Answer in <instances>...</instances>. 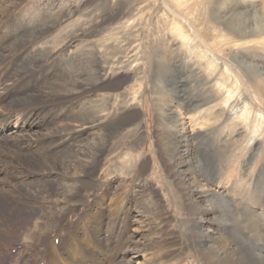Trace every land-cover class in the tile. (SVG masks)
<instances>
[{
    "label": "rangeland",
    "instance_id": "1",
    "mask_svg": "<svg viewBox=\"0 0 264 264\" xmlns=\"http://www.w3.org/2000/svg\"><path fill=\"white\" fill-rule=\"evenodd\" d=\"M241 1L242 6L254 5L255 8H253L256 11L264 6V0ZM118 2V0H0V130H2L0 139L6 137H10L11 140L14 139L9 143L0 140V152L9 146L32 149H40L41 147L50 152L58 150V148L48 147L52 137H38V140L35 138L39 134L52 130L47 129L44 132L47 124L60 122L76 108L96 111L101 119L106 120L105 122L136 114L129 125L120 129H112L109 132L102 131L104 138L97 140L98 142L101 141L100 143L104 140L105 150L102 156L97 155L100 166L96 168L97 171L93 175L94 179L100 184H110L111 191L114 188L117 189L116 194H114L117 202H120L125 196L130 200L132 191L135 189L133 186H137L138 189L139 186H144L145 189L142 194L147 198L153 196L149 194L150 189L155 191L163 205L161 218L164 225L161 224L162 239L158 237V243L162 240L170 242V244L173 243L174 246L171 250L174 251L173 256L176 258L182 254L181 251H178V246L185 243L188 247L185 251L187 255L185 264H202L201 257L194 255L189 243L193 231V223L191 222L193 216H189L190 214L185 208V198H182L185 195L177 193L175 187L177 178L169 173L168 167L159 160L157 154L159 141L154 117L157 114L156 105L159 100L152 95L151 85L172 84L177 86L179 96L167 98L170 109L176 108L175 105L178 106L180 103L178 108L180 112L174 115V119L178 124L183 125L185 137L190 139L199 132L203 134L198 141L190 140L188 146L195 152L208 149V155L210 152L213 155L211 157L212 162H215L214 165L221 163L223 186L222 189L218 190L224 195V200L230 209L238 213L240 209L237 208L236 202L239 198L236 197L241 196L253 200L254 185L264 182V134L261 136L257 133L250 134L252 129L249 131V125L243 123L242 120H235L234 117L235 113L242 110L244 104L247 103L252 107L253 117L258 110L262 114V116L260 115L261 118L258 117L259 115L256 117L264 127V96H262V102L253 98L255 93L250 87L254 85V81L250 75L255 72L246 69V65L253 64L261 68L264 67V44L257 46L249 43V39H241L236 43L240 45L238 53L232 58L230 48L232 50L233 46L229 39L230 33L223 25L213 29L211 36L205 42L213 44L214 48L208 50L205 45H200V51H211V56L214 57L213 55H215L216 61L221 63L213 73V68L209 69L208 61L202 57H195L194 54L185 49V40L182 35L188 34L191 39L198 41L199 35L187 23L185 15L180 14L175 9L174 0H120V4L117 5ZM180 2L183 4L191 3L190 0H180ZM4 9L7 10L4 11ZM59 12L64 16L56 24L49 25L47 29L42 31L38 30L28 42L24 41L35 29H40L38 25L46 16L55 17ZM162 14L163 16H161ZM47 20L49 19L47 18ZM110 26L115 29L112 28L114 32L111 35L107 32L111 29ZM221 28L222 31H219ZM176 30L177 33L174 32ZM103 43L111 45L110 51H113L107 56L108 58L111 57L107 65L103 63L105 60L102 53L103 48H101ZM12 45L16 46L15 50L12 49ZM86 51H92L95 58L91 66L89 65L90 62L87 61ZM124 53L126 54L124 55ZM125 56H129L131 60L129 57H127L128 60H125ZM222 56H224V60L228 61H224L225 64L222 62ZM119 59L124 65L122 62L121 64L116 63ZM82 61L86 64H83ZM163 67L165 68L163 69ZM80 68L82 69L80 75L82 83L80 80L78 81L80 86L75 93L76 98L70 101V96L57 97L63 104L59 105L63 106L59 117L54 115V110H60L56 104L54 105V102L58 100L56 97L48 98L49 96L43 95V99L48 98L45 102L40 104L37 101H31L29 105L34 106L25 110L23 108L28 103L27 105L16 103L19 100H30L32 95L42 98L40 91H43L47 83L53 80L56 74L64 71L75 73L78 76ZM226 70L228 73L230 72L229 75L226 74ZM87 75L90 78L93 77V85L96 89L94 92L90 91L91 87L86 86L88 85L86 83ZM236 76L239 80L237 84L233 82V78ZM217 82H221L222 85H238L241 95L244 97L245 90L248 96L245 94L246 98H243L238 108L235 106L233 109H228L224 104L225 113L220 121L213 124V127L205 126L203 113H206L208 109L215 108L214 110H216V108L222 107H216L217 96L214 92L216 90L211 89L212 85H219ZM137 85L142 86L139 88ZM106 86L109 89L99 90ZM210 89L213 98L207 102L205 95L200 93L206 90L210 91ZM44 91L47 92L46 89ZM139 91L140 94H138ZM107 94L111 98L108 102L104 101L103 103V97ZM139 100L140 103H137ZM190 101L204 103V105L193 109L194 111L191 108L184 109L181 107V104L186 106ZM10 110H15L14 114L9 115ZM67 110L68 113L64 114ZM24 111L31 114L30 120L26 121ZM41 114L44 118L39 117ZM34 115L37 117H32ZM208 123L211 124L212 122ZM252 123L255 124L254 121ZM42 124L44 127L40 128ZM132 124L134 125L132 126ZM98 128V126L83 128L80 136L76 137L75 140L69 139L67 143L73 140L78 141L82 137H86V134L95 133L98 135L100 132ZM24 135L35 136V138L31 142L24 141V145H20L18 138L22 139ZM65 136L68 135H63L62 138ZM207 138L209 139L208 144L210 143L209 148L207 146L204 148L201 146L200 140ZM67 143L63 142L60 148H65ZM222 150L226 152L221 161L216 156ZM2 158L3 155L0 153V159ZM142 162H146L147 171H145V175L139 177L137 171ZM24 165L27 166L29 163ZM11 174L16 175L14 172ZM19 178L21 179V177ZM54 178L56 176L50 177L51 180ZM205 189L210 192L217 191L213 186H205ZM87 192L84 191L83 194L91 195L92 193L88 192V194ZM128 200L125 205L128 204ZM251 203L252 210L259 214V219L263 222L264 204H261V207H256L255 202L251 201ZM134 210L136 214V208ZM40 223L36 218L21 219L17 222L0 217V264H19L24 258L32 261L35 254L43 250L29 239L32 233L42 234L41 228L38 226ZM72 223L75 224V221L73 220ZM142 229L148 233L150 231L146 219ZM108 234H110L109 231L104 234V238H107ZM148 238L141 239V243L149 245ZM57 240L55 239L56 244L58 243ZM31 244L34 246L33 249L30 247ZM251 244L255 246L258 243L253 242ZM80 251L82 254L84 253L83 250ZM132 253L131 256L127 257V260H138L144 264L145 255L143 256V253L137 257H134ZM87 262L85 260L84 264H90Z\"/></svg>",
    "mask_w": 264,
    "mask_h": 264
},
{
    "label": "bare ground",
    "instance_id": "2",
    "mask_svg": "<svg viewBox=\"0 0 264 264\" xmlns=\"http://www.w3.org/2000/svg\"><path fill=\"white\" fill-rule=\"evenodd\" d=\"M118 1L117 5L120 4V0ZM190 1V4L188 2L183 4L180 0H174L175 9L180 14L185 15L187 23L199 35V41L191 39L188 34L182 35V38L185 40L184 46H186L187 52L208 61L209 69L213 68V73L217 69V66L221 64L216 61L215 55L212 57L211 51H208L212 50L214 45L205 42L211 36L213 29L222 27L223 25L230 33L229 39L232 41L233 46L232 50L230 48V56L232 58L238 53L240 45L236 43L241 39H249V43L257 46L264 44V37H262L264 35V6L256 11L254 5L248 4L247 6H242L241 0ZM6 10L4 9V11ZM63 16L60 12L55 17L46 16L38 25L40 29H35L30 36L27 35L28 37L24 41L28 42L30 38L36 35L38 30L42 31L47 29L49 25L56 24ZM112 28H108L107 32L109 35L114 32ZM219 31H222V28ZM174 32L177 33V30ZM103 44L101 46L105 57L103 63L107 65L109 64V58L111 59V57L108 58L107 56L113 51H110L111 45ZM200 45H205L208 50L200 51ZM15 48L16 46L12 45V49L15 50ZM86 53L88 60L85 59L90 62L89 65L91 66L95 58L92 51H86ZM127 57L129 56H125L124 59L128 60ZM223 57L222 62L225 64L228 61L224 60ZM121 62L120 59L116 61L117 64H121ZM82 63L86 64L83 61ZM246 69L255 72L250 75L254 81V85L250 88L255 93L253 98L258 102H262V96H264V67L261 68L253 64L246 65ZM81 74V68L78 76L75 73L62 71V73L56 74L53 80L47 83V86L44 88L47 92L44 89L40 91L42 98L32 95L30 100H19L16 103L22 105H27L28 103L23 108L25 110L28 107L34 106L29 105L31 101H37L42 104V102L51 97L58 99L61 96H70V101H72L73 98H76L75 93L78 91V86H80L78 81L81 79ZM226 74L229 75L230 72L228 73L226 70ZM233 80L235 84L239 83L238 76L233 78ZM80 83H82L81 80ZM86 83L88 84L86 85L87 87H91L90 91L94 92L96 90L93 85V77L90 78L88 76ZM217 83L219 85H212L211 89L216 90L214 91L217 96L216 107L222 106V110L219 107L220 109H208L206 113H203L205 126L213 127V124L220 121L222 115L225 113L224 104L228 109H233L235 106L238 108L245 94L247 95L245 90L244 97L241 95L238 85H222L221 82ZM140 86L142 85L138 87L140 88ZM176 87L172 84L151 85V93L159 100L156 105L157 114H154L158 129L157 139L159 143L157 154L159 160L168 167L169 173L173 174L174 178H177V183L175 184L177 193L185 195L182 198H185L186 207H183L187 208L189 216H193V220L191 219L193 231L189 240L192 246L191 250L194 255L196 254L198 257H201V262H204L202 264H264V221H260L259 214L254 212L251 206V201L255 202L256 207L264 204V182L261 183L259 181L260 183L254 185L253 200L250 199V201L248 200L249 198L241 196L236 197L239 198L238 202H236L237 208L240 209L238 213L230 209L224 200V195L218 190L222 189L223 186L222 172L220 170L221 163L218 161L220 164L216 162L217 164L214 165L215 162H212L211 157L213 155H211V152L208 155V149H203L199 152L191 150L188 146L189 141H198L203 134L198 131L199 133L193 135L190 139L185 137L183 125L178 124L174 119V115L180 112L178 110L180 103L178 106L176 104V108L174 109H170L169 104H167L169 103L167 98H177L179 96V91ZM107 89H109L108 86L102 87L99 90ZM211 89L210 91L206 90L200 93L205 95V101L207 102H210L213 98ZM140 93L139 91L138 94ZM43 95L49 97L43 99ZM103 98L104 103V101L108 102L111 97L107 94ZM137 103H140V100ZM55 104L60 110H54V115L59 117L63 107L59 105L63 104L59 99L54 102ZM202 104L204 105V103ZM202 104L190 101L186 106L181 104V107L184 109L191 108L194 111L193 109L199 108ZM253 104L255 105V103ZM14 112L15 110H10L9 115L14 114ZM27 112L24 113L26 121L31 119V114H27ZM252 113V107L245 103L242 110L235 113L234 117L235 120H242L243 123L249 125V131L252 129L250 134L257 133L261 136L264 134V127L259 123L260 121L256 115H259L258 117L261 118L262 114L258 110V112H255V117H253ZM32 117L36 118L37 116L34 115ZM39 117L44 118L43 114ZM135 117L136 114L127 115L122 118H112L114 119L113 121L109 120L110 122H105L106 120L101 119L96 111L76 108L65 118L61 119L60 122L47 124L44 132L47 129H52L47 133L39 134L36 136L37 138L35 136H26L27 134L22 139L18 138L20 145H22L24 141L28 143L34 138L38 140L40 137L50 136L52 140L48 147L58 148V150L50 152L46 148L41 147L40 149H32L9 146V148L0 152L3 155V158L0 159V217L17 222L21 219L36 218L41 222L38 226L41 228L42 234L32 233L29 239L40 248H43V250L37 252L32 261L24 258L19 264H40L41 262L43 264H84L85 260L90 264H143L137 259V261L133 259L127 260V257L131 256V252H133L134 257L143 253V256L145 255L143 259L144 264H185L187 256L185 251L188 248L185 243L178 246V251H181L182 254L177 258L173 256L174 251L171 250L174 246L173 243L170 244V242H166L165 240L158 243V237L162 239L160 230L161 224H163V219L161 218L163 205L155 191L150 189L149 194L153 196L147 198L142 194L145 189L144 186H139V189L137 186H133L135 188L132 191L133 197L131 196L130 200H128L127 196H125L120 202H117L115 199L116 195H114L117 189L114 188L111 191L110 184H100L94 179L93 175L97 171L96 168L100 166L97 155L102 156L105 150L104 140H102V143L97 140L104 138L102 131L109 132L112 129H120L125 125H129ZM253 121L255 124L252 123V125L251 122ZM208 122L212 123L209 124ZM42 126L44 127L42 124L40 128ZM97 126L100 131L98 135L95 133L86 134V137L84 136L82 139L74 141L76 137L81 135L83 128H94ZM1 134L2 130H0ZM63 135L68 136L62 138ZM69 139L74 140L67 143ZM0 140L7 143L14 141L10 137ZM208 140V138L200 140L201 146L204 148L205 146L208 147L210 144H208ZM63 142L67 143V146L62 149L60 145ZM225 152L222 150L216 157L222 161ZM26 163H29V165H24ZM145 171H147L146 162H142L138 168L137 175L141 177L145 175ZM1 172L4 174L3 176ZM12 172L16 175L13 176ZM52 176H56V178L51 180L50 177ZM27 177L29 178L24 180ZM205 186H213L217 191L210 192L205 189ZM84 191L92 193L90 195L87 192L89 195H85L83 194ZM127 200L128 204L125 205ZM134 208H136V214ZM145 219L148 222L149 233L142 229ZM73 220L75 224L72 223ZM132 224H134L133 227H131ZM226 228H228L227 231ZM108 231L110 234H108L107 238H104V234ZM143 238H148L150 244L143 245L141 243V239ZM55 239H58L57 244L55 243ZM253 242H257L258 244L254 246L251 244ZM30 247L31 249L34 248L32 244ZM80 250H83L84 253L82 254ZM143 256L141 255V258ZM174 259L177 260L174 261Z\"/></svg>",
    "mask_w": 264,
    "mask_h": 264
}]
</instances>
